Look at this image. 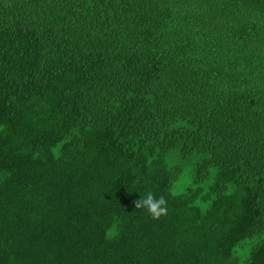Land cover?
<instances>
[{
  "label": "trees",
  "instance_id": "trees-1",
  "mask_svg": "<svg viewBox=\"0 0 264 264\" xmlns=\"http://www.w3.org/2000/svg\"><path fill=\"white\" fill-rule=\"evenodd\" d=\"M0 264H264V0H0Z\"/></svg>",
  "mask_w": 264,
  "mask_h": 264
},
{
  "label": "clouds",
  "instance_id": "clouds-1",
  "mask_svg": "<svg viewBox=\"0 0 264 264\" xmlns=\"http://www.w3.org/2000/svg\"><path fill=\"white\" fill-rule=\"evenodd\" d=\"M164 200H154L151 194H148L147 197L143 200V206L148 209V211L154 216L159 217L166 212V209L163 207ZM139 206V205H137Z\"/></svg>",
  "mask_w": 264,
  "mask_h": 264
},
{
  "label": "rangeland",
  "instance_id": "rangeland-1",
  "mask_svg": "<svg viewBox=\"0 0 264 264\" xmlns=\"http://www.w3.org/2000/svg\"><path fill=\"white\" fill-rule=\"evenodd\" d=\"M181 183V182H180Z\"/></svg>",
  "mask_w": 264,
  "mask_h": 264
}]
</instances>
